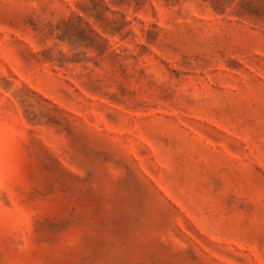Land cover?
Here are the masks:
<instances>
[{"label": "rangeland", "instance_id": "rangeland-1", "mask_svg": "<svg viewBox=\"0 0 264 264\" xmlns=\"http://www.w3.org/2000/svg\"><path fill=\"white\" fill-rule=\"evenodd\" d=\"M0 264H264V0H0Z\"/></svg>", "mask_w": 264, "mask_h": 264}]
</instances>
